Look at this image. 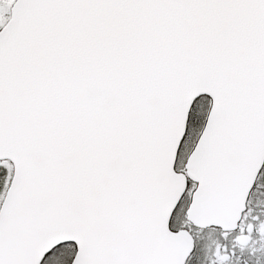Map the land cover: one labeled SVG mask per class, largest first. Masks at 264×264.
<instances>
[{"label": "snow or ice", "instance_id": "6c2138e0", "mask_svg": "<svg viewBox=\"0 0 264 264\" xmlns=\"http://www.w3.org/2000/svg\"><path fill=\"white\" fill-rule=\"evenodd\" d=\"M0 264H264V0H0Z\"/></svg>", "mask_w": 264, "mask_h": 264}]
</instances>
